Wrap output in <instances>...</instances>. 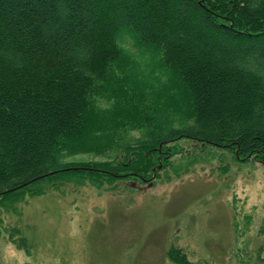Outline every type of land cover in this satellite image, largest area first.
Wrapping results in <instances>:
<instances>
[{"label": "trees", "instance_id": "1", "mask_svg": "<svg viewBox=\"0 0 264 264\" xmlns=\"http://www.w3.org/2000/svg\"><path fill=\"white\" fill-rule=\"evenodd\" d=\"M182 140L264 166V0H0V212L179 178Z\"/></svg>", "mask_w": 264, "mask_h": 264}, {"label": "rangeland", "instance_id": "2", "mask_svg": "<svg viewBox=\"0 0 264 264\" xmlns=\"http://www.w3.org/2000/svg\"><path fill=\"white\" fill-rule=\"evenodd\" d=\"M179 144L188 145V159L204 157L179 178L168 170L115 191L64 184L26 197L17 214L1 211L0 264H171L170 247L194 264H264V166ZM15 229L14 242L25 238L27 251L10 242Z\"/></svg>", "mask_w": 264, "mask_h": 264}]
</instances>
